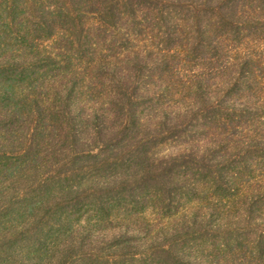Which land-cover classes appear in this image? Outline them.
<instances>
[{
    "label": "rangeland",
    "instance_id": "rangeland-1",
    "mask_svg": "<svg viewBox=\"0 0 264 264\" xmlns=\"http://www.w3.org/2000/svg\"><path fill=\"white\" fill-rule=\"evenodd\" d=\"M141 27L131 24V45L109 53L120 61L100 63V94L68 99V80L44 79L39 67L36 82L18 85L20 115L0 123V264H264L260 232H241L264 229V199L254 203L262 177L236 178L263 188L244 195L211 188L219 154L188 119L197 87L214 97L233 72H215L200 51L187 58L191 42L175 28ZM251 42L242 49L264 55ZM79 68L72 78L83 89ZM14 153L9 168L13 156L2 155Z\"/></svg>",
    "mask_w": 264,
    "mask_h": 264
},
{
    "label": "trees",
    "instance_id": "trees-1",
    "mask_svg": "<svg viewBox=\"0 0 264 264\" xmlns=\"http://www.w3.org/2000/svg\"><path fill=\"white\" fill-rule=\"evenodd\" d=\"M131 24L142 30L141 26L154 24L158 30L168 25L170 33L175 28L191 42L192 53H185L187 58L200 51L199 60L215 72H233L230 83L214 97L206 94L202 84L197 87L198 97L188 119L191 115L196 119L208 151L219 154L208 171L211 188L236 195H244L245 187L263 189L237 183L236 178L244 174L249 182L261 177L264 181V77L257 75L264 55L253 45L264 44V0H0V123L20 115L23 92L18 85L36 82L34 69L38 67L44 79L68 80L63 93L68 99L70 95L102 93L104 76L100 72L105 68L100 63L104 57L120 59L122 53L114 57L109 53L131 45ZM104 36L110 47L100 46ZM248 39L254 48L246 53L242 47ZM78 67L85 76L83 89L72 78ZM148 67L143 64L140 69L144 72ZM246 93L256 101H243ZM234 98L240 99L232 101ZM193 121L188 120L186 126L192 127ZM252 128L258 134L242 140V133ZM9 156L13 162L7 166L14 168L18 155L3 154L2 158ZM85 158L95 159L94 155ZM254 197V203H262L264 190ZM255 226L245 225L241 232H260L257 247H264V229ZM4 238L0 237V243Z\"/></svg>",
    "mask_w": 264,
    "mask_h": 264
}]
</instances>
